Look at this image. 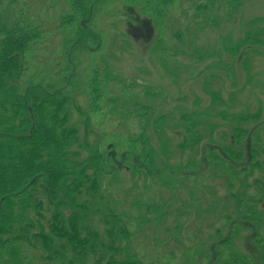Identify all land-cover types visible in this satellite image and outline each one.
<instances>
[{
    "label": "rangeland",
    "instance_id": "1",
    "mask_svg": "<svg viewBox=\"0 0 264 264\" xmlns=\"http://www.w3.org/2000/svg\"><path fill=\"white\" fill-rule=\"evenodd\" d=\"M16 1L4 3L3 12L8 18ZM48 2L50 13L61 14V9H65L60 1ZM99 2L100 24L107 29L102 46L97 49V42L80 44L81 48L74 49V56H61V71L56 68L54 72L62 74L66 61L71 64L65 79L72 82L70 93L76 98L80 111L70 103V120L81 134L84 133V122L89 120L90 127L98 135L89 134V139L99 140L100 137V151L104 154L114 150L110 153L111 163L106 159L100 166L103 193L113 199H105L104 203L126 216L135 237L143 234L149 248L162 245L165 234H175L174 240L168 236L167 245L179 243L178 231L173 230L177 227L172 225L176 222L175 225L184 224L185 230L180 233L184 235L183 232L187 231L191 234V243L185 244L191 253L199 255V263L212 261L219 264V259H226L228 252L235 250L245 257L250 256L253 264H264V242L260 241V236H264L263 226L252 218L241 217L246 210L254 208L256 218L264 219L261 214L264 213V165L249 167L250 172H247L248 168L242 170L246 182L241 181V175L233 178L227 166L221 165L224 160L239 170L258 158L254 157L255 149L259 148L257 143L262 152L264 150V0H172L166 6L152 3V0ZM198 2L210 7L198 10L199 6L195 7ZM57 42V38L52 40L54 48L55 43L58 46ZM97 66L106 67L108 71L102 70L100 74L108 72L112 79L104 98L120 97L113 105L101 100V109L89 93V79ZM41 71L52 76L45 65L41 64L34 72ZM73 74L79 76L75 84ZM57 84L62 87L65 82L59 78ZM119 104L125 105L122 113L111 115L110 109ZM196 111H221L227 117L203 114L200 119L205 120L198 128L207 129L201 133L198 146L186 148V153L177 148L186 136L183 127L169 129L166 137L172 143L170 149L167 148L170 151L163 149L155 127L157 117L170 115L171 119L167 121L183 126L181 114H185V124H189L187 114H196ZM143 112L145 117L140 116ZM238 113L247 115L246 119H228L231 114ZM239 125L247 131L237 139V131L232 126ZM134 133L149 136L154 160L146 162L141 159L142 145L133 144ZM227 145L234 147L237 156L229 154ZM262 152L259 151L260 157ZM107 163L110 169L105 166ZM184 177L190 182L182 181ZM193 180H196L194 184ZM230 181H233L232 185ZM185 182L192 183L194 188L188 186L192 189L189 190ZM243 190L246 192L244 197L232 195ZM204 191L208 199L215 198L213 192H216L222 205L217 206L219 212L212 216V227L196 222L189 227L183 213H192V216L198 213L201 202L195 196ZM163 198L165 206L173 202L179 204V210L172 211L166 222L164 219V224L155 222L158 214L148 213L146 208L148 203ZM226 206L229 208L225 211ZM195 207L198 210L194 213ZM206 212L204 215L207 216L211 211ZM144 216L149 217L150 222L139 219ZM99 218L94 215V220ZM228 220H231L230 225ZM227 224L232 227V232ZM163 226L169 229L165 231ZM200 229H204L203 235H200ZM216 229L221 230V238L230 236L226 247L219 240L220 236L214 233ZM147 238L154 243L150 240L148 243ZM186 251L190 253V250ZM208 253L212 256L209 262L205 255ZM219 253L222 254L220 258ZM188 259L192 261L191 256Z\"/></svg>",
    "mask_w": 264,
    "mask_h": 264
},
{
    "label": "trees",
    "instance_id": "2",
    "mask_svg": "<svg viewBox=\"0 0 264 264\" xmlns=\"http://www.w3.org/2000/svg\"><path fill=\"white\" fill-rule=\"evenodd\" d=\"M6 1L0 0V264H198L199 255L191 253L192 250L187 249L185 244L191 243V234L187 231L183 232L184 235L180 233L185 230L184 224H172L177 227L173 230L177 229L176 234L180 238L179 243L174 244L176 247L167 245L168 236L174 240L175 234L172 233L164 235L162 245L149 248L143 234L135 237L125 220L128 218L104 203L110 197L103 193L100 166L106 159L109 162L113 159L110 153L114 150L104 154L99 146L101 138L89 139V134L98 137L90 127L89 120L84 122L83 134L70 120V103L80 111L76 98L70 93L72 82L65 79L71 64L66 61L62 66V74L54 72V69L60 70L61 56H74V49L81 48L80 44L92 45L97 42V49L100 48L103 37L107 35V29L100 24L102 18L98 5L101 0H55L64 4L65 9H61V14L54 11L50 13L48 0H17L9 18L3 12ZM154 2L166 6L172 0H152ZM197 6L198 10L210 7L201 2ZM55 38L58 39V46L55 43L54 48L52 40ZM41 64L51 70L52 76H47L44 71L34 72ZM94 69L89 79V93L94 96L99 109L101 100L113 105L120 97L104 98L112 79L108 72L101 75L100 71H108L107 68L97 66ZM73 75L75 84L79 76ZM59 78L62 83L65 82L62 87L57 84ZM119 105L110 109L111 115L122 113L125 105ZM132 112L130 114L134 115ZM203 114L217 117L225 115L221 111H196V114H187L191 124H185L187 119L185 114H181L183 126L167 121L171 119L170 115H159L155 127L163 149L170 151L172 143L166 134L169 129L178 127H183L181 129L186 135L184 141L177 144L179 152L186 153V148L197 147L202 139L201 133L207 129L203 131L198 128L199 123L205 120L200 119ZM240 114H231L228 119L245 120L247 115ZM140 116L145 117V112ZM232 129L237 131V139L247 131L243 125L232 126ZM132 135L133 144L142 145L141 159L146 162L154 160L149 136L139 133ZM257 146L259 148L257 151L255 149L254 157L258 158L253 164L250 162L249 166H242L239 170L226 160H222L221 165L227 166L233 178L241 175V181L246 182L242 170L248 168L247 172H250L249 167L264 165V150L262 152L260 144L257 143ZM226 149L229 154L237 156L231 145H227ZM259 151L262 152L261 157ZM105 166L110 169L108 163ZM200 176L205 177L204 174ZM184 180L190 182L187 177ZM195 182L193 180L192 183ZM167 183L172 184L170 180ZM192 183L185 182V185L194 188ZM232 183L230 181V185ZM173 189H176L174 185ZM213 193L215 198L209 199L205 191L197 193L195 198L201 202V208L197 211L195 207L194 213L198 212L195 215L198 219L195 220L192 213H183L187 216L189 227L194 222L212 227V216L219 212L217 206L222 205L221 198L216 192ZM237 193L232 195L244 197L246 194L244 190ZM164 201L163 198L146 205L148 213L158 214L154 221L163 224L172 211L175 213L176 209L179 210L178 202L165 206ZM228 208L226 206L225 211ZM208 210L211 211L209 215H204ZM243 214L242 218H252L264 229V219L256 218L254 208H249ZM94 215L100 218L94 220ZM139 219L150 222L145 216ZM175 219L178 221V218ZM228 222L230 225L231 220ZM163 227L165 231L169 229L168 226ZM230 227L227 224L228 230L232 232ZM202 231L200 229V235H203ZM220 232L216 229L214 233L220 236L219 240L226 247L230 236L221 238ZM148 241L151 242V238H147ZM260 241L264 242V236H260ZM186 250H190V253ZM230 252L226 259H219V264L254 263L250 256L245 257L235 250ZM205 255L209 262L211 254ZM188 256L192 257V261ZM221 256L219 253L218 258ZM208 264L214 263L210 261Z\"/></svg>",
    "mask_w": 264,
    "mask_h": 264
}]
</instances>
